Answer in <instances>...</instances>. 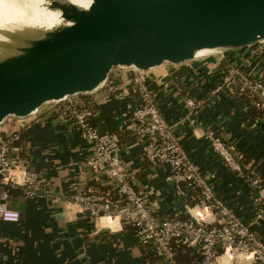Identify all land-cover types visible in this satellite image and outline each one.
<instances>
[{
    "label": "crops",
    "instance_id": "crops-1",
    "mask_svg": "<svg viewBox=\"0 0 264 264\" xmlns=\"http://www.w3.org/2000/svg\"><path fill=\"white\" fill-rule=\"evenodd\" d=\"M232 63L252 76L264 75L261 55L252 54L246 45L178 64L165 62L147 69L144 77L183 151L214 194L264 241V220L255 217L259 204L247 179L249 170L264 174V116L247 117L253 92L241 89L240 83L223 82ZM179 70L182 75L175 78L173 72ZM127 79V67L117 66L102 86L89 93L95 103L89 122L118 138L128 176L147 197L152 214H180L184 201L172 195L168 164L150 166L139 158L145 141L133 133L130 104L137 96L127 95ZM184 91L203 100L197 109L186 107ZM48 107L44 104L26 117L10 115L0 122V140L13 132L19 134L11 155L38 172L47 192L42 197H26L18 187L9 192L7 204L20 211V218L0 220V264H180L156 255L129 225L111 220L112 227H96L86 211L66 200L78 191L100 197L109 189L101 190L98 183H105L103 174L86 162L90 151L80 127L49 112ZM207 129H213L231 149L242 165L240 171L230 168L211 147ZM54 195L60 198L54 200ZM195 257L196 261L182 264H201L198 252ZM234 258L224 256L219 264H245L246 259Z\"/></svg>",
    "mask_w": 264,
    "mask_h": 264
},
{
    "label": "built area",
    "instance_id": "built-area-1",
    "mask_svg": "<svg viewBox=\"0 0 264 264\" xmlns=\"http://www.w3.org/2000/svg\"><path fill=\"white\" fill-rule=\"evenodd\" d=\"M249 46L250 52L258 55L264 50V40ZM127 69V95H131L129 87L137 92V101L130 104L133 130L139 139L145 141L144 151L139 158L150 166L162 162L168 164L169 179L174 182L172 195L181 197L185 210L164 217L152 214L147 197L128 176L125 162L119 154L118 138L107 131L100 133L89 122L95 109L86 104L80 94L45 104L49 105V112L57 113L60 118L71 120L80 127L81 136L90 151L87 164L92 170L110 178L114 182L115 191L113 195L108 191L100 197L78 191L67 196L66 200L86 211L96 227H112L109 223H102V218H115L116 224L134 226L138 240L150 245L154 253L162 258L173 259L176 247L185 245L198 252L201 264H219L223 254L231 253L244 256L246 260L242 263L264 264V241L214 194L195 163L183 151L170 122L156 104L154 91L144 77L146 70L132 66ZM223 82L240 83L241 89L247 88L258 94L255 105L264 104V75L252 76L232 63ZM183 101L190 110L197 109L203 102L187 91H184ZM206 137L230 168L238 171L242 169L240 161L213 129H207ZM18 138L19 134L13 132L0 140V220L7 222H15L20 218V211L7 204L10 188H20L26 197H42L47 194L40 183L38 172L20 164L11 155L14 141ZM247 179L259 204L255 217L264 220V178L260 173L249 170ZM195 197L196 200L190 202ZM59 198L58 195L53 196L54 200Z\"/></svg>",
    "mask_w": 264,
    "mask_h": 264
},
{
    "label": "water",
    "instance_id": "water-1",
    "mask_svg": "<svg viewBox=\"0 0 264 264\" xmlns=\"http://www.w3.org/2000/svg\"><path fill=\"white\" fill-rule=\"evenodd\" d=\"M53 1L70 23L33 37L8 33L20 42L0 56V122L89 94L117 66L147 70L264 40V0Z\"/></svg>",
    "mask_w": 264,
    "mask_h": 264
},
{
    "label": "bare ground",
    "instance_id": "bare-ground-1",
    "mask_svg": "<svg viewBox=\"0 0 264 264\" xmlns=\"http://www.w3.org/2000/svg\"><path fill=\"white\" fill-rule=\"evenodd\" d=\"M75 4L87 7L91 0H71ZM53 0H10L8 5L5 8V14L8 16L9 21L0 26V56L6 55L11 53L14 48V44H17L19 38L24 36H35L40 35L42 32L53 29L54 27L70 23L69 20L65 19L60 9L56 6H53ZM18 8L22 14L13 17L11 12L13 8ZM10 13V14H9ZM4 14V15H5ZM11 32L13 35H18L19 38H15L8 33ZM213 49L210 48H201L197 50V53H206L208 51H212ZM103 221L116 220L115 218L111 219H101ZM228 256V257H236L237 260L241 258L242 260L245 259L244 256L241 254H223L220 258Z\"/></svg>",
    "mask_w": 264,
    "mask_h": 264
},
{
    "label": "trees",
    "instance_id": "trees-1",
    "mask_svg": "<svg viewBox=\"0 0 264 264\" xmlns=\"http://www.w3.org/2000/svg\"><path fill=\"white\" fill-rule=\"evenodd\" d=\"M260 55L262 57V60L264 61V50L261 51ZM173 74H174L175 78H177V77H180L182 75V72H180V70H179V72L178 71L177 72H173ZM177 83H179V82H177ZM183 90H188V88L184 87ZM129 92H130L131 95H136L137 96V92L132 90V88H130V87H129ZM187 92L190 94L189 91H187ZM80 96L84 99L86 104H88L92 108L95 107L94 100L91 98L90 94H88V93L87 94H80ZM257 98H258V94L257 93H252L251 100H253V103H251V101H249V103H248V106H247V117L248 116L249 117L264 116V104L262 106H257L254 103ZM133 133H135L134 130H133ZM17 140L14 141V144H16ZM261 175L264 178V174L262 173ZM102 178L104 179L103 181L105 183H103V184H101L100 182L98 183L99 186L101 187V190L105 191V190L109 189L110 193H112V195H113V193L115 191L114 190V188H115L114 182L110 178H108L106 175H104V174L102 175ZM133 183L137 187V189L139 190L138 185L134 181H133ZM13 189L14 188H10L9 192H11ZM88 194L92 195L90 193H88ZM194 200H196V197L193 198L192 200H190V202H193ZM127 225H129V227H131L130 229H132V231L135 232V227L134 226H132L130 224H127ZM173 259H175L180 264L185 263V262H189V261H192V260L196 261L195 260L196 257H195V254L193 252V249L190 248V247H187L185 245H178L176 247V252H175V255H174Z\"/></svg>",
    "mask_w": 264,
    "mask_h": 264
},
{
    "label": "rangeland",
    "instance_id": "rangeland-1",
    "mask_svg": "<svg viewBox=\"0 0 264 264\" xmlns=\"http://www.w3.org/2000/svg\"><path fill=\"white\" fill-rule=\"evenodd\" d=\"M9 2H10V0H0V26L5 25L10 19V18H8V16L4 12L6 6L8 5ZM20 14H22V12L17 7L13 8V10L11 12V15H13V17H16Z\"/></svg>",
    "mask_w": 264,
    "mask_h": 264
}]
</instances>
